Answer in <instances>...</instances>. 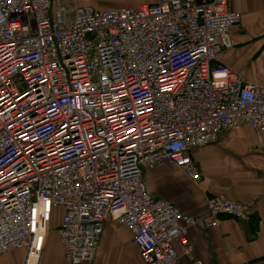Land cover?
Wrapping results in <instances>:
<instances>
[{"label": "built area", "instance_id": "obj_1", "mask_svg": "<svg viewBox=\"0 0 264 264\" xmlns=\"http://www.w3.org/2000/svg\"><path fill=\"white\" fill-rule=\"evenodd\" d=\"M241 19L229 0H0V257L41 264L57 210L66 264H93L109 224L144 264H179L177 242L201 264L192 229L250 222L245 203L213 196L196 217L147 186L159 167L198 183L195 151L264 132V82L220 61Z\"/></svg>", "mask_w": 264, "mask_h": 264}, {"label": "crops", "instance_id": "obj_2", "mask_svg": "<svg viewBox=\"0 0 264 264\" xmlns=\"http://www.w3.org/2000/svg\"><path fill=\"white\" fill-rule=\"evenodd\" d=\"M73 0L75 6L114 10L118 6L154 3L156 0ZM232 10L241 13L240 25L230 31L232 48L220 54V61L237 71L247 82H264V0H229ZM200 181L193 183L183 173L168 167L147 172V186L156 198L168 200L189 215L201 217L207 201L222 196L250 206L251 220L241 223L221 217L217 228L192 229L189 242L201 264H264V132L250 126L238 127L211 146L193 154ZM62 211L54 214L51 231L59 244L46 243L41 264H66L56 232ZM50 235V234H49ZM104 243V244H103ZM104 245V248H103ZM102 246V248H101ZM174 248L179 264H191L182 246ZM18 255L15 260L13 256ZM25 252L12 250L0 257V264H23ZM93 264H144L131 233L114 224L106 226Z\"/></svg>", "mask_w": 264, "mask_h": 264}, {"label": "rangeland", "instance_id": "obj_3", "mask_svg": "<svg viewBox=\"0 0 264 264\" xmlns=\"http://www.w3.org/2000/svg\"><path fill=\"white\" fill-rule=\"evenodd\" d=\"M79 2H81L80 0H78ZM119 7H122V6H118V8ZM54 237V239L52 240V237ZM48 242L50 241V240H52L51 242H56L57 244H59V240H58V238H57V236L55 235V234H53V233H50V235L48 236ZM104 244V243H103ZM101 248H102V246H101ZM103 248H104V245H103ZM17 251H19V250H17ZM12 258H14L15 260L18 258V255H16V256H13Z\"/></svg>", "mask_w": 264, "mask_h": 264}, {"label": "water", "instance_id": "obj_4", "mask_svg": "<svg viewBox=\"0 0 264 264\" xmlns=\"http://www.w3.org/2000/svg\"><path fill=\"white\" fill-rule=\"evenodd\" d=\"M203 1L209 2L210 0H197V3L201 4Z\"/></svg>", "mask_w": 264, "mask_h": 264}]
</instances>
